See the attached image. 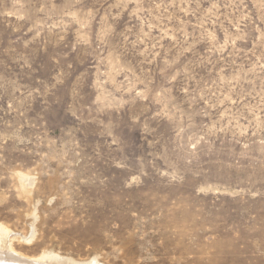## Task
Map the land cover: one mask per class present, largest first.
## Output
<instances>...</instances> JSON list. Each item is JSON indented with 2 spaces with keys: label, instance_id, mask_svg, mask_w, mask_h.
I'll use <instances>...</instances> for the list:
<instances>
[{
  "label": "rangeland",
  "instance_id": "1",
  "mask_svg": "<svg viewBox=\"0 0 264 264\" xmlns=\"http://www.w3.org/2000/svg\"><path fill=\"white\" fill-rule=\"evenodd\" d=\"M0 223L27 257L264 264V0H0Z\"/></svg>",
  "mask_w": 264,
  "mask_h": 264
},
{
  "label": "bare ground",
  "instance_id": "2",
  "mask_svg": "<svg viewBox=\"0 0 264 264\" xmlns=\"http://www.w3.org/2000/svg\"><path fill=\"white\" fill-rule=\"evenodd\" d=\"M33 172L15 171L13 174V183L16 193L19 197L25 199L30 205L32 204V195L38 191V177ZM34 205V204H33ZM31 205L29 214L33 219L37 217V207ZM9 227L0 223V264H78L72 260H60L49 250H43L40 254L33 257H27L15 251L11 242L8 240ZM36 231L30 234L25 242L30 243L36 238ZM82 264H99V261L94 258L85 261ZM105 264V263H103Z\"/></svg>",
  "mask_w": 264,
  "mask_h": 264
}]
</instances>
